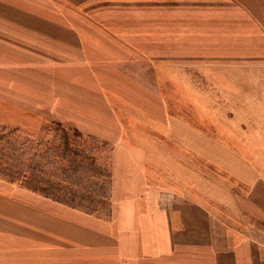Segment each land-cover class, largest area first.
I'll list each match as a JSON object with an SVG mask.
<instances>
[{"label":"rangeland","instance_id":"obj_1","mask_svg":"<svg viewBox=\"0 0 264 264\" xmlns=\"http://www.w3.org/2000/svg\"><path fill=\"white\" fill-rule=\"evenodd\" d=\"M178 1L0 0V219L12 222L11 232L38 220H56L58 233L63 220L74 221V231L84 220L111 232L115 216L128 223L116 212L139 198L129 190L142 183L164 203L200 206L201 224L212 230L202 252H232L237 263L243 248L264 250V0ZM51 21L60 26H45ZM22 23L24 36L9 32V24ZM37 24L38 34H50L48 49L31 50L45 47L28 32ZM81 30L90 48L150 59L162 76L168 116L146 132V146L112 145L63 113L54 118L55 107L40 101V84L23 86L26 73L7 58L23 57L25 72L65 61L78 54ZM169 30L168 38L161 34Z\"/></svg>","mask_w":264,"mask_h":264},{"label":"crops","instance_id":"obj_2","mask_svg":"<svg viewBox=\"0 0 264 264\" xmlns=\"http://www.w3.org/2000/svg\"><path fill=\"white\" fill-rule=\"evenodd\" d=\"M188 2L194 3L195 0ZM197 6L189 8L193 10ZM38 16L56 19L41 14ZM38 24L45 25L41 22ZM38 24L34 31L28 32L45 47L31 50L48 49L50 34L44 31L46 27H43L44 32L38 34ZM48 25L60 26L54 21L45 26ZM72 26L75 28L74 24ZM7 27L11 34H26L23 23L9 24ZM169 32L161 31V34L168 38ZM84 33L81 30L80 35ZM87 36L84 34L83 38H79L80 48L75 57L65 55V61L55 59L44 65H31L32 68L26 72L23 57L8 55L7 58L16 61L15 65L22 70L20 74L26 73L25 82L24 78L19 77L23 86L26 82L40 84L43 94L40 95V101L55 107L56 110L52 112L56 116L54 118L63 113L64 121L79 125V129L91 134L98 130L97 134L102 135V138H113L111 144H115L112 145L146 146L149 141L145 138L146 132L159 129L168 116V110L163 105V99L167 96L160 86L162 76L153 70L155 66L152 60L145 58L141 61L144 63L140 64L128 56L121 57L99 47L90 48ZM58 44L64 48V52L70 51L63 43ZM42 72L47 74L46 79H42ZM116 99L122 100L119 105L113 102ZM85 123L91 126L84 127ZM135 138H140L142 142ZM138 168L137 171L144 169ZM143 187L141 183L129 190L130 194L140 196L130 202L129 208L121 210L120 207L117 210L116 214L119 213L120 218L128 223L121 224L115 216L117 229L114 222L111 232L84 220L75 221L81 228L74 231V221L63 220L62 225L66 229L58 233L56 220H38L28 222L33 225V229L21 222L19 232L13 233L7 227L12 222L0 219V264H187L185 247L189 251V258L194 260L192 264H205L200 262V258L206 255L213 259L207 264H264L262 249L254 254L243 248L236 252L237 263L232 260V252H202L201 240L210 244L212 230L209 229V222L207 229L201 224L200 206L196 203L182 204L180 201L176 204L164 203L154 190L145 191ZM158 194L161 192L158 191ZM0 216L3 214L0 213ZM30 231L36 234L32 235ZM227 233L225 230L224 235L227 236ZM89 249L92 250L91 254H88ZM112 253L129 261L117 262L115 255L111 257Z\"/></svg>","mask_w":264,"mask_h":264}]
</instances>
